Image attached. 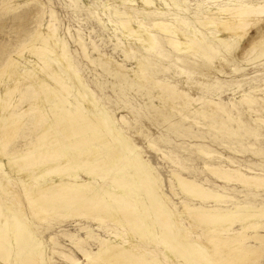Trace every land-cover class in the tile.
<instances>
[{
  "label": "bare ground",
  "instance_id": "6f19581e",
  "mask_svg": "<svg viewBox=\"0 0 264 264\" xmlns=\"http://www.w3.org/2000/svg\"><path fill=\"white\" fill-rule=\"evenodd\" d=\"M124 1L138 17L133 10H114L113 17L120 20L118 26L137 44L148 47L173 34L178 35L179 50H189L187 37L180 28L172 26L165 17L167 13L156 3ZM13 2L5 0L2 6H12ZM32 13L29 9L19 17L17 25L22 34ZM210 16L217 32L213 40L207 41L211 51L218 53L221 48L231 47L241 58L249 57L248 61L264 59V0L221 6ZM198 24L207 27L206 21ZM41 27L38 25L15 54H8L0 64V264H48L38 231L22 217L23 211L18 213L6 203L9 195L13 196L14 206L18 201L22 203L19 193L6 185L11 180L25 195V208L39 221L48 217L43 206L46 203L67 209L82 206L91 215L103 213L109 205L124 217L128 231L118 237L121 243L99 240L104 247H100L99 253L86 257L85 264H163L157 253L158 246L171 254L175 264H248L262 258L261 248L245 246L238 240L251 239L257 243L264 238V235L248 236L247 233L260 227L259 218H264V208L233 202L232 198L172 173L175 185L191 200L233 202L232 208L223 210L212 209L214 205L212 208L200 204L192 207L183 201L181 212L190 218L188 226L196 224L201 228V237L194 238L189 229L182 226L180 213L169 206V199L157 185V177L137 148L120 133L115 119L93 98L69 62L68 54L54 39L56 28L52 14L47 32ZM189 42L197 48L193 39ZM2 57L0 51V60ZM23 86L27 91H21ZM30 92L32 98H26ZM24 101L27 105L22 106ZM17 138L22 139L19 145ZM207 169L222 182L264 190V177L251 170ZM78 172L87 175L89 180H77L74 174ZM94 174L102 177L98 187L92 183ZM37 179L42 183L36 182ZM93 219L115 223L111 216ZM234 223L242 225L240 231H231ZM134 239L153 243L156 248L147 250Z\"/></svg>",
  "mask_w": 264,
  "mask_h": 264
},
{
  "label": "rangeland",
  "instance_id": "374dc122",
  "mask_svg": "<svg viewBox=\"0 0 264 264\" xmlns=\"http://www.w3.org/2000/svg\"><path fill=\"white\" fill-rule=\"evenodd\" d=\"M152 1L167 13L165 17L172 26L180 28L187 37L190 52L179 50L178 35L170 34L168 38L163 37L164 41L161 37L158 44L147 47L123 33L113 11L133 10L124 0H14L13 7L7 6L11 8L2 6L5 0H0V51L3 53L0 64L8 54H15L38 25L47 32L52 14L56 28L54 39L68 54L69 62L93 98L115 119L120 133L137 148L157 177V185L169 199V206L180 213L182 226L197 238L201 237V228L196 224L188 226L190 218L181 212L183 201L192 207L200 204L212 208L214 205L212 209L224 210L232 208L231 203L237 200L240 204L264 208V190L222 182L207 169L251 170L264 177V59L248 61L249 57L241 58L231 47L214 53L207 44L217 34L213 16L209 15L221 6H235L250 0ZM29 9L33 13L22 34L17 22ZM200 21H206L207 27L202 28L198 24ZM190 39L196 42L197 48L190 44ZM21 91H27L25 86ZM32 96V92L26 94V98ZM25 105L24 101L22 106ZM16 141L19 145L22 139ZM172 173L232 198L233 202L217 204L191 200L175 185ZM74 175L79 181L89 180L81 172ZM96 176L92 177V183L98 187L102 177ZM36 182L42 183V180ZM6 185H11L22 201L14 206L13 196L9 195L6 203L16 212L23 211L22 217L38 231L48 264H85L86 257L99 253L104 247L99 240L121 243L118 237L128 231L124 217L109 205L103 213L91 215L82 206L68 209L60 206L58 210L57 204L46 203L43 206L48 217L36 220L25 208V195L17 184L11 180ZM98 215L105 219L111 216L115 223L93 219L99 218ZM7 216L11 217L8 213ZM259 219L260 227L248 231V236L264 235V218ZM230 227L236 232L242 225L234 223ZM263 239L257 243L251 239L238 242L261 248L264 254ZM134 240L147 250L156 248L153 243ZM160 247L156 249H160L157 253L161 261L175 264L171 254ZM254 263L264 264V255L256 262H248Z\"/></svg>",
  "mask_w": 264,
  "mask_h": 264
}]
</instances>
